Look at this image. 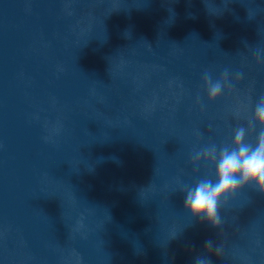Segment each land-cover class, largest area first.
I'll return each mask as SVG.
<instances>
[{"label": "clouds", "instance_id": "9594fccd", "mask_svg": "<svg viewBox=\"0 0 264 264\" xmlns=\"http://www.w3.org/2000/svg\"><path fill=\"white\" fill-rule=\"evenodd\" d=\"M240 78L241 74H238L237 82ZM203 79L209 102L217 100L226 87L230 90L227 70L215 81L205 71ZM257 128L259 131L255 143L248 142L246 136ZM201 161L214 165L215 178H202L192 186H185L182 190L183 206L192 219L206 222L213 229H218L222 223L220 210L226 206L229 198L248 186L264 195V95L255 103L248 126H239L234 130L230 145L217 147L212 144L194 152L192 163L199 165ZM82 227V220L78 221L76 230ZM176 236L177 233H174L169 240ZM212 255L221 258L223 246L214 245L211 240H207L205 254L196 256L194 264H212Z\"/></svg>", "mask_w": 264, "mask_h": 264}]
</instances>
